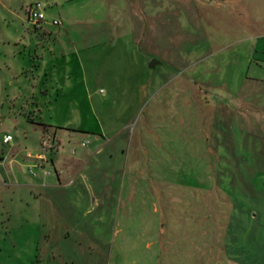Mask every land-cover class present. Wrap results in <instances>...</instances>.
<instances>
[{"label":"rangeland","instance_id":"obj_1","mask_svg":"<svg viewBox=\"0 0 264 264\" xmlns=\"http://www.w3.org/2000/svg\"><path fill=\"white\" fill-rule=\"evenodd\" d=\"M0 264H264V0H0Z\"/></svg>","mask_w":264,"mask_h":264},{"label":"built area","instance_id":"obj_2","mask_svg":"<svg viewBox=\"0 0 264 264\" xmlns=\"http://www.w3.org/2000/svg\"><path fill=\"white\" fill-rule=\"evenodd\" d=\"M28 18L29 20L34 23L38 22L44 19L42 7L38 2H35L32 4L31 8L28 11ZM53 24H57V20H52ZM11 140L10 135H4L2 137V143H8ZM85 142H82L81 145H84ZM41 147L48 149L50 147L49 143L46 140H42L40 143ZM42 175H46L47 172L45 170H42ZM31 175L35 176L36 174L34 172H31Z\"/></svg>","mask_w":264,"mask_h":264},{"label":"water","instance_id":"obj_3","mask_svg":"<svg viewBox=\"0 0 264 264\" xmlns=\"http://www.w3.org/2000/svg\"><path fill=\"white\" fill-rule=\"evenodd\" d=\"M156 63H158L155 59H151L148 61L147 66L148 68H152Z\"/></svg>","mask_w":264,"mask_h":264}]
</instances>
